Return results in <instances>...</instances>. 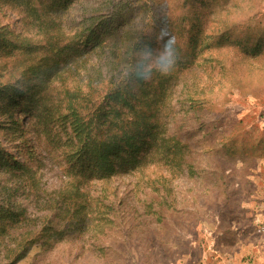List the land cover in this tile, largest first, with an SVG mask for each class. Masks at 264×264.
Segmentation results:
<instances>
[{
    "label": "rangeland",
    "instance_id": "1",
    "mask_svg": "<svg viewBox=\"0 0 264 264\" xmlns=\"http://www.w3.org/2000/svg\"><path fill=\"white\" fill-rule=\"evenodd\" d=\"M21 1L0 0V33L11 40L73 42L78 32L91 33L79 25L84 17L112 12L138 29L146 10L168 15L163 28L147 31L129 67L138 56L134 65L156 69L162 37H174L180 55L167 73L135 75L120 92L113 42L121 48L128 33L104 31L96 49L79 57L73 83H64L65 75L47 78L51 66L43 61L20 76L16 98L0 93V264H264V0H53L52 9L44 0L39 32L19 12ZM14 55L0 52V87L19 76ZM86 78L102 88L90 92L95 105L89 95L81 100L91 89ZM39 86L49 96L40 111L33 93L42 92ZM153 87L154 104L141 106L161 118L156 131L169 150L150 156L144 149L138 158L145 162L130 158L110 178L78 167L70 152L82 141L68 139L72 120L94 118L92 127L108 129L121 119L119 108L148 98ZM153 129L141 137L151 139ZM66 193L73 196L64 200ZM7 208L11 213H2ZM18 252L22 258L14 261Z\"/></svg>",
    "mask_w": 264,
    "mask_h": 264
},
{
    "label": "trees",
    "instance_id": "2",
    "mask_svg": "<svg viewBox=\"0 0 264 264\" xmlns=\"http://www.w3.org/2000/svg\"><path fill=\"white\" fill-rule=\"evenodd\" d=\"M53 0L49 3L48 8L52 9V6L54 3H52ZM21 9L19 12L22 13V15L26 18H32L33 23L35 24V27H37L39 30H36V32L42 31L41 25L44 24L43 16L46 15L43 4H47L44 0H22L20 2ZM42 5V6H41ZM124 8V6H123ZM121 10H117V12H120ZM153 13V14H152ZM146 18L145 24L142 28L136 29L135 26H133L132 21L128 23H125L126 19H123L119 13L112 12L109 15H87L85 20L87 22L79 23L80 26H83L85 24H88L89 29L91 33L89 35H84L80 32L79 38L75 41H70L68 43L63 44L61 41L57 38L49 40L48 38H44V43L39 44V40H33L29 39L27 37H22L21 35L15 36V39L11 40L12 38L9 36H2L3 34L0 33V52L12 49L15 60H19L18 67H21V70H19V76L15 80V82L4 84L2 87H0V93H7L9 91H13V95L15 98L17 97V94L19 91V84H20V76H25L28 74V71H32L37 69L38 67L42 66L43 61L45 64L50 65L51 71L47 74V78L49 77L50 80H54L56 78H61L63 75H65L64 83L68 81V83H73L72 79L73 77H76L77 71H78V61L79 57H84L89 54H91L96 49V43L98 40H101V38L104 37L103 32L108 31V37L109 36H115L117 38V34L121 33L126 34L127 39L120 44V47L116 46V42L114 43L113 48L118 49V53L120 55V60L115 64L117 67L120 66V73L116 74L118 76H123V78L120 81V84L117 86L118 91L121 92L122 89H126L131 82L132 77L135 75H138V71H136V68L138 65H134L137 63L138 56H136L133 61L130 64L128 58L130 59V55L135 54L139 50H142L144 47L143 45L146 44V36L147 31L150 28H153V30L156 32L157 27H162V22L165 20L168 14H165L164 16L156 15V12H147L144 11ZM144 14L142 15V18H144ZM31 16V17H30ZM99 17L106 18L107 20L103 22L102 20H99L97 23L96 19H99ZM96 23V25H94ZM130 23V24H129ZM55 21H52V19L49 22L50 27L52 28L53 25H55ZM109 25H111V28H109ZM175 30V29H174ZM177 33H179V30H175ZM137 32L135 35H138L137 38L128 37L130 33ZM44 35V31L42 32ZM11 34V33H10ZM47 35V32H46ZM45 35V36H46ZM114 37V38H115ZM133 38V40H132ZM103 40V39H102ZM39 44V52L42 56V63H37L36 58L38 56V52L35 51V46ZM112 43L107 45V48H110ZM62 61L65 63L63 67H61ZM113 63L110 62L109 65H112ZM58 67V68H57ZM110 67V66H109ZM134 67V69H133ZM69 72V74H67ZM70 72H72V75L70 76ZM67 74V75H66ZM12 73L9 72L7 76H11ZM124 79V82H123ZM138 80H141V78H137ZM86 82H83L85 86L88 85L91 87V89H87L85 92L86 94L82 96L81 100L86 99V95H89V99L94 96V93L90 92H98L102 90V88H99L100 84L99 81H90L87 78L85 79ZM42 90H37L35 87V90L33 91L35 98L37 95H39L38 102L36 103V106L38 107V111L43 110L46 107L47 99H49V96L47 97V88H43L42 86H39ZM23 91V90H20ZM117 91V92H118ZM154 87L148 88L145 91V94L148 98H142V100H138L135 102V104H129L127 110H122L119 108V110L116 111L117 117H121L118 121H112V126L108 129L98 130L97 127H92L94 121V118H91L89 122H84L83 120H80L76 117L75 120H72L71 122V137L68 138L69 141L74 143H82V146H76V148L70 152L71 158L75 161V164L78 165V167H82L84 165H88L90 167V173L93 174L95 172L100 173L101 176L105 178H110L114 173L117 172L118 166L121 167L125 164L130 165L131 162H129L130 158H133L132 163H138L142 164L146 161V157L142 156L140 158L139 154L144 149H150V156H153L154 154H157V151L166 149L169 150L168 146V140H165L164 142H161V137H159L158 126L161 121V118L156 116L155 114H147V109L144 110L141 106L145 101L153 105L154 104ZM24 92V91H23ZM119 92V93H120ZM151 94V95H150ZM48 95V94H47ZM137 95V92L132 91L129 95L130 98L134 99ZM14 98V99H15ZM94 99H90L89 105H95L93 103ZM129 102H134L129 99ZM0 107H1V99H0ZM79 109V108H78ZM77 109V114H79V110ZM98 109V108H97ZM151 110H154V108H151ZM149 116L153 118V121H149L148 124H144L143 128H139L141 123L144 121V119ZM95 120V119H94ZM157 124V127H156ZM74 125V126H73ZM76 125V126H75ZM153 131L151 132V139L150 138H144L141 137L142 133L145 129L147 131ZM156 131V132H154ZM141 137V138H140ZM111 139V140H110ZM116 146V150L113 153L112 145ZM180 144L176 142L175 146H179ZM181 149V146H180ZM121 150H123V155L120 154ZM112 153V155H111ZM118 157L116 160L114 157ZM127 163H126V162ZM127 167V166H126ZM83 170V169H82ZM75 171V170H74ZM84 173L83 175L87 174L86 172L82 171ZM89 175V173H88ZM66 186H69L67 184ZM72 190H79L78 186L75 187L74 184H72ZM73 191V193H74ZM72 194L67 195L64 194L63 199L67 200L73 196ZM12 209L7 208L4 209L2 213L10 214ZM27 219V218H26ZM25 220V219H24ZM22 252H18L15 256L14 261L19 260L22 258ZM13 262V261H12Z\"/></svg>",
    "mask_w": 264,
    "mask_h": 264
},
{
    "label": "clouds",
    "instance_id": "3",
    "mask_svg": "<svg viewBox=\"0 0 264 264\" xmlns=\"http://www.w3.org/2000/svg\"><path fill=\"white\" fill-rule=\"evenodd\" d=\"M162 39H164L163 53L156 59L157 68L148 69L147 71H145L143 70L145 68V64L143 62H140L138 64V67L141 69V71L138 73V75L147 78L154 70L161 73H167L175 65L180 55L177 42L172 36H168L166 38L162 37Z\"/></svg>",
    "mask_w": 264,
    "mask_h": 264
}]
</instances>
